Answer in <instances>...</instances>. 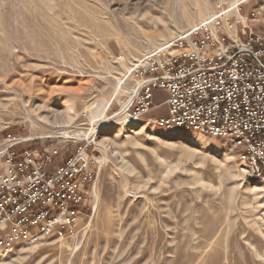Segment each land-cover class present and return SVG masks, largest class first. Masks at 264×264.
Segmentation results:
<instances>
[{
    "label": "rangeland",
    "instance_id": "obj_1",
    "mask_svg": "<svg viewBox=\"0 0 264 264\" xmlns=\"http://www.w3.org/2000/svg\"><path fill=\"white\" fill-rule=\"evenodd\" d=\"M231 2L0 0V145L95 133L97 177L73 233L19 245L0 264H264V182L236 143L158 126L166 106L131 126L116 117L147 56ZM253 12L264 31V0L230 21L241 28ZM166 96L159 88L154 102Z\"/></svg>",
    "mask_w": 264,
    "mask_h": 264
},
{
    "label": "built area",
    "instance_id": "obj_2",
    "mask_svg": "<svg viewBox=\"0 0 264 264\" xmlns=\"http://www.w3.org/2000/svg\"><path fill=\"white\" fill-rule=\"evenodd\" d=\"M235 1L173 39L168 47H178L179 54L167 47L147 56L140 88L116 117L131 126L166 106L168 114L155 119L158 126L236 143L264 182V31L256 29L257 12L241 15L242 27H234L239 20L231 22L229 12L240 14L249 0ZM159 88L167 96L155 104ZM8 135L0 145V260L19 245L73 233L97 179L88 135L37 149L18 147L29 139Z\"/></svg>",
    "mask_w": 264,
    "mask_h": 264
},
{
    "label": "bare ground",
    "instance_id": "obj_3",
    "mask_svg": "<svg viewBox=\"0 0 264 264\" xmlns=\"http://www.w3.org/2000/svg\"><path fill=\"white\" fill-rule=\"evenodd\" d=\"M189 33V32H188ZM187 33V34H188ZM163 48H165V47H160L159 48V50H162ZM136 93V92H135ZM132 99H133V96L131 97V99L124 105V107H123V109L119 112V113H117L118 115L117 116H119V115H121L123 112H125V110L128 108V106L131 104V101H132ZM102 126V124H99L98 125V127H101ZM97 127V128H98ZM94 134L95 133H89L88 134V137L89 138H91L92 140H95L94 139ZM78 135H79V133H76V132H74L72 129H69L68 131H67V134L65 135V137H78ZM65 137H63V138H65Z\"/></svg>",
    "mask_w": 264,
    "mask_h": 264
},
{
    "label": "crops",
    "instance_id": "obj_4",
    "mask_svg": "<svg viewBox=\"0 0 264 264\" xmlns=\"http://www.w3.org/2000/svg\"><path fill=\"white\" fill-rule=\"evenodd\" d=\"M161 102H162V100H160V101L156 102L155 104H160Z\"/></svg>",
    "mask_w": 264,
    "mask_h": 264
}]
</instances>
